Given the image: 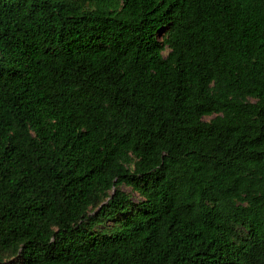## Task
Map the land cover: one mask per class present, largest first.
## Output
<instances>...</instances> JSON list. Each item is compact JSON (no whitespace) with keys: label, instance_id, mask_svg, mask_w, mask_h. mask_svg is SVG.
I'll return each instance as SVG.
<instances>
[{"label":"trees","instance_id":"obj_1","mask_svg":"<svg viewBox=\"0 0 264 264\" xmlns=\"http://www.w3.org/2000/svg\"><path fill=\"white\" fill-rule=\"evenodd\" d=\"M0 264H264V0H0Z\"/></svg>","mask_w":264,"mask_h":264},{"label":"rangeland","instance_id":"obj_2","mask_svg":"<svg viewBox=\"0 0 264 264\" xmlns=\"http://www.w3.org/2000/svg\"><path fill=\"white\" fill-rule=\"evenodd\" d=\"M212 118H213V117H206L207 120L212 119ZM123 189H124V191H125L126 193H128V194L130 195V197L132 198V200H133L134 202H139V201L141 200L140 195H139L137 192H135L132 188H130V187L124 185V186H123ZM108 224H112V222H108Z\"/></svg>","mask_w":264,"mask_h":264}]
</instances>
